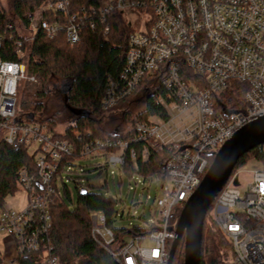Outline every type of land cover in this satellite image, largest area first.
<instances>
[{
	"label": "built area",
	"instance_id": "2783aa9c",
	"mask_svg": "<svg viewBox=\"0 0 264 264\" xmlns=\"http://www.w3.org/2000/svg\"><path fill=\"white\" fill-rule=\"evenodd\" d=\"M99 1L98 7H83L72 16L70 0L46 2L35 12L39 15L38 21L34 19L35 13L28 17L29 42L42 31L50 40L63 33L68 44L75 46L80 41L82 27L95 31L97 25L104 26L107 34V18L119 13L135 30L129 39L127 72L121 78L127 93L131 94L144 78L156 77L163 72L161 87L166 91V100L162 97L157 102L168 118L138 124L134 142L141 145L143 161L152 154H166L164 177L147 182L137 175L129 179L146 190L150 185H158L162 198L154 204L156 217L145 227L148 234L126 243L118 255V262L168 264L169 247L176 239L178 220L175 213L182 211L200 185L207 159L213 158L240 129L264 118V0ZM57 13L68 19L58 23L47 18ZM129 13H134L132 19ZM7 29L11 30V27ZM7 39L12 41L11 36ZM5 40L0 36V47ZM14 54L19 64L0 61V131L5 144L18 142L30 153L36 150L31 154H35L41 186L37 191L27 172H20L19 189L26 194V202L19 211L6 206L0 210V238L8 239L4 252L12 249L9 254H0V264H18L21 254L41 256L40 264H60L45 237L51 229L50 202L54 197H64L66 190L68 205L74 208L75 193L67 185L73 182V176L79 179L84 172L75 163L62 167L59 172L63 161L71 159L73 153L65 142L52 140L43 125L13 124L19 84L22 81L35 83L34 78L26 76L23 63L26 54L20 42L16 43ZM179 61L203 79H200V86L181 77ZM227 91L233 92L243 103L242 111L232 113L221 106V112L214 110V97ZM114 92L110 85L106 109H112L119 99L113 98ZM93 147L91 151L85 147L81 158L104 152L108 157L105 169H119L122 178L126 179L122 172L124 152L128 148L126 143L106 139L105 142L96 141ZM113 149L116 152L106 153ZM130 159L136 160L133 152ZM256 165L252 164L253 167ZM240 175L251 177L244 190L240 189ZM234 181H237V187ZM75 188L92 192L88 183L78 184ZM211 215L231 246L233 264H264L263 168L241 171L230 179L215 200ZM90 221L93 238L106 248L112 247L115 239L106 227L105 217L95 213L90 216ZM142 242L151 247L139 248Z\"/></svg>",
	"mask_w": 264,
	"mask_h": 264
},
{
	"label": "trees",
	"instance_id": "16d2710c",
	"mask_svg": "<svg viewBox=\"0 0 264 264\" xmlns=\"http://www.w3.org/2000/svg\"><path fill=\"white\" fill-rule=\"evenodd\" d=\"M48 1L50 0H0V36L6 38L0 47V61L19 64L14 52L16 43L20 42L22 51L26 54V60L23 62L26 76L35 80L34 84L26 82L25 87L21 86L18 90L16 118L13 124L43 125L52 140L65 142L68 145L73 155L71 159L63 161L59 172L62 167L81 160L85 147L88 146L91 151L96 141L105 142L108 139L128 145L124 152L125 164L122 168L126 179L129 180L137 175L146 182L155 177L162 180L166 154H152L149 159L143 161L141 145L134 141L135 128L138 124H146L150 119L168 118L157 102L158 98L162 97L166 100V91L161 87L163 72L156 77L144 78L131 94L127 93L121 78L127 72L126 56L129 52V39L135 30L119 13L107 18V34L104 33V26L97 25L95 31L82 27L79 34L80 41L75 46L68 44L63 33L50 40L42 31H38L34 41L29 42L28 17ZM99 4V0H70V16L83 7H98ZM47 18L58 23L68 19L67 16L58 13ZM7 27H11V30ZM6 35L11 36L12 41L7 39ZM179 65L181 77L192 81L196 86L201 85L202 78L195 75L182 61H179ZM64 82H69L65 97L62 99L68 113L69 124L64 132L59 134L57 120L52 116L44 117V112L52 86L57 84L62 89ZM110 85L115 91L113 98L119 97L113 107L118 108L123 105L130 107L134 103L141 105V111L125 112L121 115V119L128 127L126 132L108 131L105 128L104 116L106 110L110 109L104 106ZM127 103L128 106H125ZM219 106L232 113L243 110V103L231 91L214 97L216 112H221ZM111 152H116V149L106 153ZM132 152L136 155V160L133 162L130 159ZM212 162L213 158L207 159L206 172ZM253 163L264 169V146L242 157L231 179ZM22 171L27 172L33 180L35 189L39 191L41 183L37 176L35 154L32 155L25 145L18 142L13 145L5 144L0 131V210L5 207L6 200L20 190L19 174ZM75 191L74 208L68 205L69 195L66 190L63 191L64 197H54L50 202L51 229L45 237L53 248L54 257L60 264H119L118 255L126 245L125 240L145 237L149 230L145 227L114 228L117 202L112 197H105L95 192L83 194L78 188H75ZM213 208L214 204L208 211L203 225L200 264H226V258L229 256L233 260L229 242L212 219ZM95 213L105 217L106 227L113 234L115 241L110 248L104 247L91 234L90 216ZM180 213L181 210L175 213L176 220L179 219ZM170 248L171 246L169 251ZM41 259V256L35 254H21L17 263L40 264ZM172 264H184V242H181L177 248Z\"/></svg>",
	"mask_w": 264,
	"mask_h": 264
},
{
	"label": "rangeland",
	"instance_id": "374dc122",
	"mask_svg": "<svg viewBox=\"0 0 264 264\" xmlns=\"http://www.w3.org/2000/svg\"><path fill=\"white\" fill-rule=\"evenodd\" d=\"M130 18L134 17V13H129ZM35 21L39 20L38 13L34 14ZM25 68V66H24ZM26 81H22L19 86L25 87ZM69 82H64V86L61 89L60 85L54 84L50 90V97L46 104V110L44 117L52 116L57 120V132L62 134L64 129L68 126V113L64 108L62 99L65 97ZM17 101V100H16ZM129 103L125 104L128 106ZM141 105L139 103L132 104L130 107H113L110 110H106L104 116V125L108 131L117 130L120 133L126 132L128 129L126 123L121 119V115L125 112H139L141 111ZM39 119V118H38ZM36 150H31V153H35ZM108 157L104 152H97L87 158L76 161L77 168L82 169L84 172L79 179L73 176V182L68 183V189L74 194L75 186L78 184H86L90 188V191L100 193L101 195H107L117 199V206L115 212L117 215L113 220V227L116 229H130L133 227L144 228L149 224L153 218L156 217L157 209L155 202L162 198V194L159 191L158 185H150L149 190L135 186L134 181L124 179L119 172V169H105ZM255 168H260L258 165L252 166L250 164L244 171H249ZM101 169V170H99ZM106 170V173L104 172ZM114 173L111 176V173ZM240 189L244 190L251 181V177L248 175H240L239 177ZM26 194L20 189L14 196L9 197L5 206L8 209L15 211L21 210L25 206ZM8 239L0 238V254H9L12 249L4 252L1 247L4 246V241ZM126 243H130V239L125 240ZM11 246V245H9ZM151 245L147 242L139 244V248L148 249ZM226 264H233L232 257L226 258Z\"/></svg>",
	"mask_w": 264,
	"mask_h": 264
},
{
	"label": "water",
	"instance_id": "95a60500",
	"mask_svg": "<svg viewBox=\"0 0 264 264\" xmlns=\"http://www.w3.org/2000/svg\"><path fill=\"white\" fill-rule=\"evenodd\" d=\"M262 146H264V118L240 129L219 149L200 185L179 215L175 230L176 239L170 248L168 264H172L181 242H184V264H200L202 231L208 211L231 179L239 160ZM233 184L235 187L238 186L237 181Z\"/></svg>",
	"mask_w": 264,
	"mask_h": 264
},
{
	"label": "crops",
	"instance_id": "0c3cea01",
	"mask_svg": "<svg viewBox=\"0 0 264 264\" xmlns=\"http://www.w3.org/2000/svg\"><path fill=\"white\" fill-rule=\"evenodd\" d=\"M4 243V246L3 247H1L2 249H3V251H4V247L6 246V245H8V242H3Z\"/></svg>",
	"mask_w": 264,
	"mask_h": 264
},
{
	"label": "flooded vegetation",
	"instance_id": "af4514ba",
	"mask_svg": "<svg viewBox=\"0 0 264 264\" xmlns=\"http://www.w3.org/2000/svg\"><path fill=\"white\" fill-rule=\"evenodd\" d=\"M209 159H211V158H209Z\"/></svg>",
	"mask_w": 264,
	"mask_h": 264
}]
</instances>
